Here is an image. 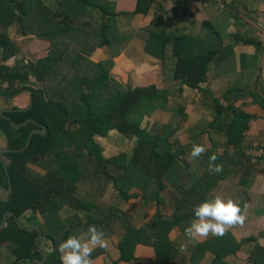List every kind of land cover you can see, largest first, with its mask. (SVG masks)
I'll use <instances>...</instances> for the list:
<instances>
[{
  "label": "trees",
  "instance_id": "trees-1",
  "mask_svg": "<svg viewBox=\"0 0 264 264\" xmlns=\"http://www.w3.org/2000/svg\"><path fill=\"white\" fill-rule=\"evenodd\" d=\"M154 1L137 0L134 12L121 15H147ZM196 1L202 5L206 0ZM46 3L45 0H0V96H13L27 89L16 84L29 81L30 76L36 83L35 88H30L33 92L32 108L4 112L3 115L9 119L0 115V131L6 136L7 149L20 150L26 146L29 134L40 129L38 124L44 125L47 130L45 133L33 134L25 150H8L1 154L0 187L9 189L11 182L13 192L8 195L0 189L3 197L0 201V222L8 213L5 226L0 228V245L11 248L16 257L15 264H26L27 259L43 258L36 244L39 231L27 230L18 222V218L27 211L40 216L41 233L52 240L54 251L48 258V264H60L59 244L74 229L85 231L88 226L94 225L104 231L115 217L120 220L124 218V212L115 207L107 210L97 207L84 217L75 215L68 220L61 219L59 210L64 204L76 209L88 207L84 200L76 196L72 182L76 176L89 172L87 164L93 167V173L112 180L125 200L136 197L135 194H129L128 186L138 181L146 191L154 178L158 188L151 199L157 202L161 201L160 194L166 188L165 182L175 183V187V181L183 173H194L200 177L204 171V168L191 170L190 167L182 166L170 152L167 136L174 128L164 136L150 135L142 128L143 118L167 103L165 94L155 87L125 89L110 75L113 62L96 63L88 58L98 47L110 46L118 39L116 18L120 14L114 4L107 0H54L51 7ZM14 24L18 25L22 35L33 34L48 41L50 47L47 56L36 62H25L8 32ZM143 31L146 35V52L162 62L168 56L175 60L174 80L192 88H199L205 82L215 52L213 49L207 50L205 43L200 44L201 39L170 34L161 15L155 16ZM12 58L23 64L24 71L6 64ZM216 106L220 115L231 111L219 101ZM28 119L37 124L27 123L19 128L11 125V120L19 126ZM74 124L77 127L73 130L71 126ZM245 130L246 125L243 126V123L241 128L231 130L230 142L242 141ZM111 131L130 140L135 139V147L128 161L126 154L107 159L102 155L95 138L106 137ZM64 149L83 151V154L79 152L80 156H74V160L67 158L65 162L62 161ZM35 162L47 165L46 174L40 178H32L27 174L28 165ZM194 174L188 186L182 187L184 193L179 197L180 203L172 221H164L157 216L152 233L148 228L136 230L130 227L127 230L118 244V263L134 258L136 244L152 245L150 235L161 244H170L167 237L169 231L175 227L182 230L188 226L193 219V207L205 200L206 192L201 194L199 189L210 181H198V176ZM213 180L210 182L213 183ZM88 209L91 211V207ZM263 250L259 249V253ZM21 259L25 261L17 262ZM223 259L220 253H216L212 264H225Z\"/></svg>",
  "mask_w": 264,
  "mask_h": 264
},
{
  "label": "crops",
  "instance_id": "crops-1",
  "mask_svg": "<svg viewBox=\"0 0 264 264\" xmlns=\"http://www.w3.org/2000/svg\"><path fill=\"white\" fill-rule=\"evenodd\" d=\"M45 1L48 4L50 0ZM107 2L114 4L120 14L116 18L118 39L110 46L95 49L91 60L96 63L113 62L110 75L125 89L155 87L165 94L167 103L146 115L141 123L142 128L153 136H164L174 128L167 136L170 152L182 166L190 167L191 170L204 168V171L200 177L194 173H183L175 181V187V183L165 182L166 188L161 192L159 202L151 199L158 188L154 178L146 191L138 181L128 186L129 194H135L136 197L125 200L112 180L93 171L82 173L83 176H76L72 182L76 196L79 199L85 197L84 203L88 207L76 209L64 204L59 210L61 219L68 220L75 215L84 217L97 207L106 210L115 207L124 212L122 220L115 217L116 220L114 218L103 231L106 246L93 250L91 264H212L216 253L224 257L225 264H264V250L259 253V249H264V155H260L264 153V0H206L201 7L191 1L155 0L147 15L131 16L121 14L134 12L137 0ZM158 15L164 17L170 34L201 39L200 44L205 43L207 50H214L206 80L199 88L174 80L175 60L171 56L162 62L146 52L143 29ZM13 28L17 37L26 39L28 46H34L36 40L37 49L42 50L40 59L47 56L50 46L48 41L33 34L22 35L16 24L8 30L9 34ZM14 43L18 46L16 40ZM23 56L20 57L24 59ZM28 61L33 62L26 58L25 62ZM34 82L32 76L29 81L17 82V87L27 89L13 96L0 97V112L3 110L4 114L13 109L28 108L31 102L28 90L36 87ZM226 95L230 97L226 98ZM218 101L231 111L218 114ZM242 123L246 125L243 140L231 143L230 131L241 128ZM108 137L113 139L111 142L117 147V154H126L128 161L130 156L127 157V153L132 155L135 139H127L116 131L109 132L106 137H96L106 159L117 155L105 154L101 142ZM6 145V136L0 131V149H7ZM193 145L204 147V151L196 158L189 157ZM211 156H215V160L211 161L213 165H221L219 173L209 171ZM40 168L36 162L30 163L27 174L32 178H40L46 174V170ZM193 174L198 176V181H211L214 178L213 183L209 181L204 186L200 183L202 187L199 191L201 194L206 192L204 199L213 196L231 199L241 207L243 222L231 226L222 239L211 234L189 237L185 229L177 227L168 233L170 244H161L150 235L154 245L138 243L133 251L134 258L118 263V244L127 230L130 227L136 230L148 228L152 233L157 216L164 221H172L180 203L179 197L184 193L182 187L188 186ZM1 200L3 197L0 193ZM90 207L91 211L88 209ZM18 222L23 228L38 227L41 231L40 216L32 211L22 214ZM83 231L77 228L69 235H78ZM37 238L41 253L42 248H50L51 239L43 233ZM9 252L6 246L0 245V264L16 263V257H10ZM52 252L47 253L46 260H43L42 253V259H27L26 264H48ZM5 256L7 263L3 261Z\"/></svg>",
  "mask_w": 264,
  "mask_h": 264
},
{
  "label": "clouds",
  "instance_id": "clouds-1",
  "mask_svg": "<svg viewBox=\"0 0 264 264\" xmlns=\"http://www.w3.org/2000/svg\"><path fill=\"white\" fill-rule=\"evenodd\" d=\"M204 151L202 145H193L189 157L196 158ZM209 170L219 173L221 165H213L211 161L215 156L209 157ZM193 219L189 221L185 228V233L191 237L199 236H223V234L233 225L240 224L244 220L241 214V207L231 199H222L219 196H213L211 199H205L192 209ZM106 240L104 232L94 225L78 235H69L60 244L58 251L60 253V264H91V253L96 247L104 248Z\"/></svg>",
  "mask_w": 264,
  "mask_h": 264
},
{
  "label": "rangeland",
  "instance_id": "rangeland-1",
  "mask_svg": "<svg viewBox=\"0 0 264 264\" xmlns=\"http://www.w3.org/2000/svg\"><path fill=\"white\" fill-rule=\"evenodd\" d=\"M52 3L54 4V0H50L49 1V6H51L52 7ZM91 31H92V29H91ZM13 35V36H12ZM10 36H12V39H13V37H14V41L16 40L17 41V44H18V47H19V49H20V55H24L23 57H24V59H26V58H28L29 60H32L33 62H35V61H37V60H39L41 57H40V55H41V53H42V50H40V49H37V47H36V40H35V44H34V46H32V44L31 45H29L28 46V44H27V42H26V39L25 38H23L22 36H19V37H17L16 36V34H15V28H13L12 30H11V32H10ZM35 39V38H34ZM37 41H38V39H37ZM50 47V46H49ZM22 53V54H21ZM87 56V55H86ZM88 58L91 60V55L90 56H88ZM91 61H93V60H91ZM9 65H11L13 68L15 67V68H17L18 70H20V71H24V68H23V66L20 64V62L19 63H17V62H15V60L13 61V59H11V60H9L8 62H7ZM33 80V79H32ZM35 83V82H34ZM37 86H38V84H37ZM36 124H37V122H36ZM38 126H40V128H42V127H45L44 125H39L38 124ZM72 127V129L74 130L76 127H77V125L76 124H74V125H72L71 126ZM96 139V138H95ZM109 140V141H108ZM111 140H113V139H110L109 137H108V139L107 140H103L102 142H101V145L102 146H104V151H105V154H110L111 153V155H113V154H117L118 152L115 150L117 147H115V146H113V145H115L113 142H111ZM96 141H97V139H96ZM113 144V145H112ZM79 152H80V154H83V151H76V150H74V149H64L63 150V159H62V161H68V159H73L74 160V156H80V154H79ZM127 152H128V150H127ZM256 152H258V151H256ZM255 152V153H256ZM79 155H78V154ZM118 155V154H117ZM129 156H131V154H129L128 155V153H127V157H129ZM68 158V159H67ZM0 159H2L1 158V155H0ZM36 164H37V166H40L41 168H43L44 170H46V164H42L41 162H36ZM54 165V164H53ZM56 166V165H55ZM87 167H88V170L89 171H92L93 170V167L90 165V164H87ZM40 168V169H41ZM43 169H41V170H43ZM82 200H86L85 199V197H83V196H81L80 197ZM225 234V233H224ZM226 236V235H225ZM225 236H222V238L223 237H225ZM235 246H237V245H234L233 247H235ZM6 249H9L10 251H11V248L9 247V246H7L6 245ZM10 253V257L12 256V257H14L15 255L13 254V252L11 251V252H9ZM4 262H6L7 263V256H5L4 257V260H3Z\"/></svg>",
  "mask_w": 264,
  "mask_h": 264
},
{
  "label": "water",
  "instance_id": "water-1",
  "mask_svg": "<svg viewBox=\"0 0 264 264\" xmlns=\"http://www.w3.org/2000/svg\"><path fill=\"white\" fill-rule=\"evenodd\" d=\"M28 92H29L30 95H31L30 106H29L28 108H25V109H16L17 111H27V110H29V109L31 108V106L33 105V95H32V92H31L30 90H28ZM0 97H2V96H0ZM0 115L4 116V115H3V110L0 112ZM5 117H6V116H5ZM7 118H8V117H7ZM8 119H9V118H8ZM27 123H36V121H34V120H32V119H28L27 121H25L24 123H22V124L19 125V126L15 125L14 122L11 121V125L14 126V127H16V128H19V127H21V126H25ZM46 131H47V130H46V127H42V128H40V129L33 130V131L29 134L28 142H27L26 146H25L23 149H20V150L0 149V153H1V152H4V151H8V150H9V151H14V152H21V151L25 150V149L30 145L31 138H32L33 134H36V133H40V134H41V133H45ZM4 165H5V168H6V172H7V174H8L9 172H8L7 166H6L5 163H4ZM8 177H9V180H10V176H9V174H8ZM0 189H3L8 195L11 194V193L13 192V188H12V184H11V182H10V187H9V189H5L4 187H0ZM6 216H7V214L4 216L3 221L0 222V228H3V227L5 226ZM27 230H37V231H39V234H40L39 236H41V231H40V228H38V227H34V228H31V229H27ZM36 244H37V246H39V248H41L40 245H39V243H38V238L36 239ZM52 251H53V244H52V243H51L50 248H47L46 250L42 248V253H43V255H44V259H43V260H46V255H47V253H51Z\"/></svg>",
  "mask_w": 264,
  "mask_h": 264
},
{
  "label": "built area",
  "instance_id": "built-area-1",
  "mask_svg": "<svg viewBox=\"0 0 264 264\" xmlns=\"http://www.w3.org/2000/svg\"><path fill=\"white\" fill-rule=\"evenodd\" d=\"M184 1H191L194 5H196V6H198V7L201 6L200 3H198L196 0H184ZM260 155H264V153L261 152Z\"/></svg>",
  "mask_w": 264,
  "mask_h": 264
}]
</instances>
